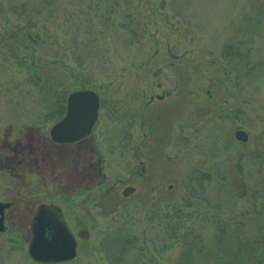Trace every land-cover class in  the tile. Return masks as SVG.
<instances>
[{"label": "rangeland", "instance_id": "374dc122", "mask_svg": "<svg viewBox=\"0 0 264 264\" xmlns=\"http://www.w3.org/2000/svg\"><path fill=\"white\" fill-rule=\"evenodd\" d=\"M86 89L92 134L55 144ZM0 202V264H37L42 203L58 264H264V0H0Z\"/></svg>", "mask_w": 264, "mask_h": 264}, {"label": "water", "instance_id": "95a60500", "mask_svg": "<svg viewBox=\"0 0 264 264\" xmlns=\"http://www.w3.org/2000/svg\"><path fill=\"white\" fill-rule=\"evenodd\" d=\"M162 98V97H159ZM100 99L93 90H75L68 94L66 111L62 119L49 131L55 144L76 143L91 135L99 113ZM236 140L246 142L248 135L243 130L234 133ZM133 186L122 190V196L134 193ZM12 203L0 202V232H4L5 211ZM28 255L38 264H58L75 259L77 241L70 230L62 209L55 204H40L30 222Z\"/></svg>", "mask_w": 264, "mask_h": 264}, {"label": "trees", "instance_id": "16d2710c", "mask_svg": "<svg viewBox=\"0 0 264 264\" xmlns=\"http://www.w3.org/2000/svg\"><path fill=\"white\" fill-rule=\"evenodd\" d=\"M19 28V30H20V32H19V35L20 36H25L26 34L24 33L25 32V30H24V28L23 27H18ZM21 38H23V37H21ZM191 231L192 230H189L188 231V233H191ZM116 236H118V235H116ZM197 235H195V236H192V237H196ZM121 237V236H120ZM125 240V239H124ZM115 242H117V245H116V247H120V246H125L126 244L124 243V241L122 240V239H120V238H118L117 240L115 239ZM122 248V247H121Z\"/></svg>", "mask_w": 264, "mask_h": 264}, {"label": "flooded vegetation", "instance_id": "af4514ba", "mask_svg": "<svg viewBox=\"0 0 264 264\" xmlns=\"http://www.w3.org/2000/svg\"><path fill=\"white\" fill-rule=\"evenodd\" d=\"M152 97V96H151ZM105 182V180L101 181L99 185H103V183ZM122 183V182H121ZM100 188V187H99Z\"/></svg>", "mask_w": 264, "mask_h": 264}]
</instances>
